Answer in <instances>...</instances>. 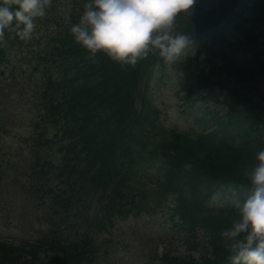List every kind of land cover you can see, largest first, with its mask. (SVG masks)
<instances>
[{
    "label": "rangeland",
    "instance_id": "obj_1",
    "mask_svg": "<svg viewBox=\"0 0 264 264\" xmlns=\"http://www.w3.org/2000/svg\"><path fill=\"white\" fill-rule=\"evenodd\" d=\"M176 50L175 52H177ZM246 61V58L239 57L236 59V62L238 64L244 63ZM168 80L166 82L172 81ZM231 85L233 87L240 88L243 92L255 94L256 92H260L261 95L264 98V79L262 77H257L253 81L248 83H239L238 81H232ZM163 92V88H160L158 90V94H161ZM175 90L173 89H166V92L163 96V104L162 108L166 110L167 114L163 117V120L168 125H181L183 123L181 116L177 111L174 110V104L176 103L175 99ZM208 106H211V104H207ZM174 107V108H173ZM213 107V106H211ZM120 253L113 259V262L119 263V264H141V259L139 258L136 248L130 242L129 240H120Z\"/></svg>",
    "mask_w": 264,
    "mask_h": 264
},
{
    "label": "trees",
    "instance_id": "obj_2",
    "mask_svg": "<svg viewBox=\"0 0 264 264\" xmlns=\"http://www.w3.org/2000/svg\"><path fill=\"white\" fill-rule=\"evenodd\" d=\"M249 102L252 104V107L255 109H259L260 107L258 105H256L254 102H252L251 100H249ZM262 112L264 113V110H262ZM234 155L231 154L230 157L232 158ZM141 158V154L139 152H136V154L131 157L128 156L129 159H134V158ZM230 159H227L223 162V166L222 167H212L211 168V175L215 176L218 174H222V175H235L241 172L242 167L239 168L237 167V163H232ZM138 163H134V166L137 165ZM230 165V166H229ZM199 192V189L197 188L195 190V194ZM205 219H207V226L209 228L210 231L214 232L217 231L222 223H223V216L220 215H214L211 212L208 214H205L203 216ZM228 218H238V214L236 212H230L228 214ZM210 225V227H209ZM221 248H224L223 245H220ZM61 261H54L51 263H39V264H60Z\"/></svg>",
    "mask_w": 264,
    "mask_h": 264
}]
</instances>
